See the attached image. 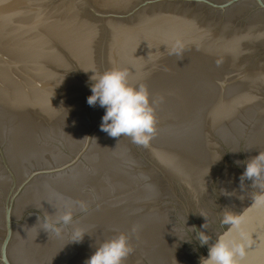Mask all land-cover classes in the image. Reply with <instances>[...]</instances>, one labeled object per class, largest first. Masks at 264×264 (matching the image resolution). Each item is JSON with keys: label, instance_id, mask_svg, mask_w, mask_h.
<instances>
[{"label": "water", "instance_id": "95a60500", "mask_svg": "<svg viewBox=\"0 0 264 264\" xmlns=\"http://www.w3.org/2000/svg\"><path fill=\"white\" fill-rule=\"evenodd\" d=\"M260 63L264 0H0V142L88 107L92 67L149 88Z\"/></svg>", "mask_w": 264, "mask_h": 264}, {"label": "clouds", "instance_id": "9594fccd", "mask_svg": "<svg viewBox=\"0 0 264 264\" xmlns=\"http://www.w3.org/2000/svg\"><path fill=\"white\" fill-rule=\"evenodd\" d=\"M87 72L92 75L89 77L91 95L86 102L90 107L99 106L104 109L100 130L111 138L129 137L134 144L148 146L156 134L157 120L153 107L156 101L147 88L142 84L130 83L129 71L119 66L103 72H97L92 67ZM236 163L244 167L239 177L241 190L246 181L250 182L249 186L258 189V193L253 196V205L264 207V152ZM77 207L81 211L85 210L82 203L64 202L62 210L58 208V214L54 219L46 220L42 230L61 237L64 230L73 225L74 210ZM243 219V215L226 210L221 222L230 226L229 231L219 235L210 246V237L204 231L196 233L200 246L208 247L207 257H201L199 264H241L238 258L246 256V243L250 246L252 241L243 231L241 236L244 240L232 238L229 233L232 229H240ZM86 234L82 229L72 227L69 243L82 242ZM132 252L129 236L120 234L96 246L85 264H124Z\"/></svg>", "mask_w": 264, "mask_h": 264}]
</instances>
